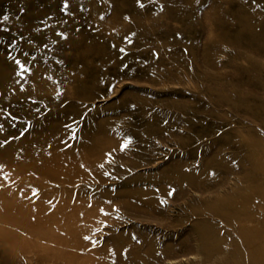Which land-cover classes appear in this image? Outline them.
<instances>
[{
  "label": "rangeland",
  "instance_id": "rangeland-1",
  "mask_svg": "<svg viewBox=\"0 0 264 264\" xmlns=\"http://www.w3.org/2000/svg\"><path fill=\"white\" fill-rule=\"evenodd\" d=\"M0 166V264H264V0H0Z\"/></svg>",
  "mask_w": 264,
  "mask_h": 264
},
{
  "label": "bare ground",
  "instance_id": "bare-ground-1",
  "mask_svg": "<svg viewBox=\"0 0 264 264\" xmlns=\"http://www.w3.org/2000/svg\"><path fill=\"white\" fill-rule=\"evenodd\" d=\"M54 214V213H53ZM32 220V219H31ZM36 221V220H35ZM28 222V221H27ZM40 223V222H39ZM32 224V223H31ZM36 224V223H35ZM37 224H38V222H37ZM36 224V225H37ZM35 225V226H36ZM29 226H30V224H29ZM27 228H28V226H27ZM31 228V226L28 228V230ZM32 228H34V227H32ZM36 229V233H37V230L39 231V232H42V234H43V232L46 234V235H48L49 237H47L48 239H49V243L50 244H52V243H59L60 241H62L63 240V238L67 235V233L65 232V230H66V228H63V226L62 225H50V226H46V225H41V227L39 226V225H37V227H35ZM31 230V229H30ZM29 230V231H30ZM33 230V229H32ZM32 230L29 232V233H31L32 232ZM34 233H35V231H34ZM32 234V233H31ZM37 234H40V233H37ZM69 234V233H68ZM34 235V234H33ZM39 237V236H38ZM43 237L45 238V236H44V234H43ZM35 239H39V238H35ZM41 240V239H40ZM39 240V241H40ZM39 241H37V242H39ZM46 240H44V241H42V242H45ZM41 242V243H42ZM40 243V242H39ZM40 243V244H41ZM48 243V244H49ZM40 244H39V246H40ZM43 244V243H42ZM47 244V245H48ZM46 245V246H47ZM35 246H38V244L37 245H35ZM49 246H47L46 248H48ZM192 255H193V253H192ZM169 260H171V259H169ZM172 260H175V259H172ZM160 263V262H159ZM164 263V262H163ZM163 263H161V264H163ZM165 264V263H164Z\"/></svg>",
  "mask_w": 264,
  "mask_h": 264
},
{
  "label": "snow or ice",
  "instance_id": "snow-or-ice-1",
  "mask_svg": "<svg viewBox=\"0 0 264 264\" xmlns=\"http://www.w3.org/2000/svg\"><path fill=\"white\" fill-rule=\"evenodd\" d=\"M140 6L143 7L144 5L141 3ZM5 19H7V17H5ZM21 67H23V66H21ZM126 146H127V145H125V147H126ZM0 168H2V166H0Z\"/></svg>",
  "mask_w": 264,
  "mask_h": 264
}]
</instances>
